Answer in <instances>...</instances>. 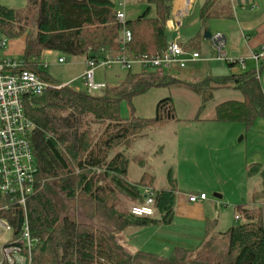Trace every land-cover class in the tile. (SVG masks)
I'll return each mask as SVG.
<instances>
[{
	"label": "trees",
	"instance_id": "trees-1",
	"mask_svg": "<svg viewBox=\"0 0 264 264\" xmlns=\"http://www.w3.org/2000/svg\"><path fill=\"white\" fill-rule=\"evenodd\" d=\"M139 1L145 4V9L134 18H125L123 25L115 19L119 9L114 0H27L25 7L17 9L0 5V36L9 39L24 36L22 69L35 72L55 85L58 82L42 67L45 51L96 60L105 54L116 58L123 53L134 57L164 51L170 42L166 22L170 18L171 0ZM218 1L205 0L200 7L201 27L212 18L228 16L218 9ZM123 28L131 36L124 47L117 42ZM30 29L34 30L33 38L28 37ZM202 36L200 30L197 36L180 44L186 50L200 52L198 40ZM263 62L260 60L257 67L261 68ZM226 65L230 67L232 63ZM124 71L121 82L114 85L105 82V88L98 93L66 84L50 87L41 96L30 97L25 104L26 116L33 125L30 140L38 189L27 198L25 214L8 197L0 196V219L9 224L13 238L19 237L26 219L30 236L35 240L30 264H264V168L259 163L247 168V175L259 174L261 180L256 203L252 208L237 204L239 219L235 221L239 222L223 233H213L214 224L207 222L204 239L192 261L188 259L193 249L174 246L167 257H162L143 250L131 252L117 240L121 232L129 237L133 234L131 230L170 223L176 191L172 168L166 171L167 189L155 187L154 177L147 172L135 182L128 181L125 155L128 142L121 151V148L114 150L121 141L140 135L145 127H161L178 120L170 98L156 104L153 118L124 119L119 114L121 100L161 86L162 80L171 77L169 71ZM187 88L200 97L198 114L215 90L231 88L240 92L241 99L215 104L212 121L241 123L249 130L256 120H264V91L255 68L222 76L206 74L190 82ZM94 123L102 128L96 141L90 131ZM111 151L113 154L109 156ZM144 187L153 191L158 216L136 217L129 212H117V192L136 203L142 201ZM59 193L67 199L77 193L82 212L91 221L79 223L70 218L58 201ZM217 243L221 247L218 251ZM0 264L7 262L3 260Z\"/></svg>",
	"mask_w": 264,
	"mask_h": 264
},
{
	"label": "rangeland",
	"instance_id": "rangeland-1",
	"mask_svg": "<svg viewBox=\"0 0 264 264\" xmlns=\"http://www.w3.org/2000/svg\"><path fill=\"white\" fill-rule=\"evenodd\" d=\"M114 1L116 7L119 10L124 9L126 16L130 19L145 9V4L141 5L139 0ZM26 4L27 0H0V5L8 8H23ZM222 4L225 6L224 0ZM221 10L226 12L227 6ZM188 35V32H181L182 39H186ZM28 37H34L33 29H30ZM172 38L173 35L170 33L169 39ZM0 40H3V46L0 47V60L18 59L22 56L24 36L11 39L0 36ZM230 48V41H227L223 50L230 51ZM58 56L57 52L45 51L42 67L45 64L44 69L56 82L83 89L81 78H79V74L85 68L82 57L64 56L65 62L60 64L57 62ZM218 62L221 63L216 67L217 74L242 71L238 62L232 63L231 67L223 64L227 62ZM252 62L253 60L247 59L245 69L256 68L254 63L250 65ZM188 67L190 65L183 69L173 67L172 70L175 73L170 78L162 80L161 86L151 87L143 94L119 102V114L124 119L131 116L153 118L156 104L162 99L170 98L178 120L161 127H145L140 131V135L121 141L114 150L121 148V151L127 142L126 147L141 138L137 145L133 144L128 147V151L124 150L129 164L126 176L128 181H137L140 174L147 170L155 174L154 180L158 188H166L169 187V182L165 171L173 168L176 182L173 203L178 207V212L173 213L170 223L146 225L138 231L131 230L133 233L137 232L129 238L125 236V232H121L117 240L122 244L126 239L125 245L127 244L131 249L149 251L162 257H167L174 246L193 249L192 257L188 259L190 262L204 239V225L207 220L214 224V232L225 231L231 224L239 222L233 218L235 214H238L234 209L235 205L245 203L249 204L247 207L252 208V204L256 203L254 200L259 196L257 191L262 189L259 174L248 176L243 169V160L236 163L233 157H236V152L239 151L245 157L246 166L259 163L264 168V120H256L249 130H246L241 123L212 121L215 104L230 99H241L240 92L231 88L215 90L212 99L207 101L204 109L198 114L200 97L187 86L190 82L198 81L206 76L203 73L205 67L199 71L200 74L205 75H198L199 78L194 80ZM97 72L108 85L121 82L126 73L117 65L110 68H98L95 76ZM104 73L106 76H103ZM95 80L97 81L96 77ZM195 117H198V120ZM136 122L140 121L136 120ZM101 129L98 123L90 125L91 136L96 137L95 141L100 137ZM200 140L201 144L198 143ZM211 140L212 147L204 144ZM112 154L111 151L109 156ZM189 193H203L206 198L201 203H188ZM214 194L220 195V198H216ZM58 199L63 209L69 212L70 218L79 223L91 221L83 214L77 193L72 199H67L64 194L59 193ZM115 202L117 212L127 214L135 200L117 192ZM154 214L158 216L156 212ZM9 237L7 233L0 235V249L1 244ZM217 245L219 246L215 248L216 251L221 249L220 244L217 243ZM0 259L1 263L5 260L1 253Z\"/></svg>",
	"mask_w": 264,
	"mask_h": 264
},
{
	"label": "built area",
	"instance_id": "built-area-1",
	"mask_svg": "<svg viewBox=\"0 0 264 264\" xmlns=\"http://www.w3.org/2000/svg\"><path fill=\"white\" fill-rule=\"evenodd\" d=\"M115 19L124 24L123 10L115 12ZM130 32L123 28L117 37V42L124 47L130 41ZM210 47L214 52L212 57H205L198 51L186 50L178 38L168 43L167 48L155 55H137L134 57L121 54L110 58L105 54L101 59L86 57L85 68L81 74L82 87L89 93H98L105 88L104 81L95 80L98 68H110L117 65L122 70H132L135 66L141 73L150 70L170 71L173 67L186 68L187 65L215 60L227 63L238 62L241 68L242 59H230L223 50L225 38L221 33L209 37ZM3 40H0V47ZM256 65L264 60V48L253 54ZM57 62L62 64L65 58L61 56ZM45 67V64L43 65ZM257 67V66H256ZM66 84H50L40 78L35 72L22 69V60H0V196H6L18 205L25 214L26 200L38 189L37 168L32 152L31 130L32 123L25 113V104L30 97L41 96L50 87L60 88ZM100 169H96L99 172ZM100 184V183H99ZM205 194L188 195L189 202L204 200ZM156 211L153 191L150 187L142 189V201L132 204L129 213L136 217H153ZM239 216L234 215V220ZM7 233L9 245L1 244L0 253L7 264H30L31 249L35 242L30 236L27 221L23 222L21 234L13 238L9 224L0 219V235ZM7 240V241H8Z\"/></svg>",
	"mask_w": 264,
	"mask_h": 264
},
{
	"label": "crops",
	"instance_id": "crops-1",
	"mask_svg": "<svg viewBox=\"0 0 264 264\" xmlns=\"http://www.w3.org/2000/svg\"><path fill=\"white\" fill-rule=\"evenodd\" d=\"M204 1L205 0H171L170 18L166 22V26H167L168 30L173 35V38L171 40H173L174 38L177 37L180 42L185 43L189 39H191L192 37L197 36L198 33L200 32V30H201V32H204V30H207L208 32H210L211 35H213L215 33H221L225 38V44L227 41H230V44H231L230 51L225 50L226 56L229 57L230 59H233V60L242 59L244 68H242L241 70H246L245 69V66H246L245 61L247 59L253 60V62L250 65H252L253 63L256 65V62L253 58V54L260 52L264 48V0H224V2H225L224 5L227 6V10H225V11H226L228 16L227 17L212 18L206 22L205 27L203 28V27H201V23H200V19H199V10H200V7L202 6V4L204 3ZM218 2H219L218 3V6H219L218 9L219 10H221L223 7H225L222 4V0H219ZM141 5H143V4H141ZM123 12H124L125 18H128L126 16V12L124 11V9H123ZM181 32L182 33L188 32L189 33L188 37L186 39H182ZM24 43H25V40H24ZM198 43H199V46L201 48L200 53L202 54V56L212 57L213 53H212V50L210 47L209 39H205L202 36V40L199 39ZM190 51H195V50H190ZM60 57L61 56H58V58H60ZM81 57H82V63L85 65L86 57H84V56H81ZM18 59H20V58H18ZM220 63L221 62L214 61V60L213 61H209V60L208 61H202V62L190 64V67H188V70H190V74L192 75L193 80H194V78H199L198 75H202V74H200L199 71L203 67H205V72H203L205 74H211L212 76L227 75L228 73L217 74L215 72L217 69L216 67H218V65H220ZM223 64L226 65V63H223ZM43 68H45V67L43 66ZM134 69H135L134 72H136V73L139 72L138 71L139 69L136 66ZM255 71L258 74V80H259L260 85L264 91V62H263V65L261 66V68L256 67ZM82 73H83V71L79 74V78H81ZM173 73H175L174 70H170L168 72V74L170 76ZM103 76H106V73H104ZM95 77H96L97 81H104L99 72H97V75ZM115 77H116V73H115ZM58 84H67V83H58ZM139 139H141V138H138L137 140H135V142H133L131 145H133V144L137 145ZM198 143L201 144V140ZM208 143L204 142V144H206L210 147L213 146L212 140H211V142H208ZM131 145H129V146H131ZM128 147H127L126 151H128ZM204 148L205 147H203V149ZM233 159H236V163H239V162H241V160H243V164H244L243 169L245 170V172L247 174L248 165L247 166L245 165V157H243L241 155V153L238 151V152H236V157H233ZM127 170H128V167H127ZM172 171L174 172L173 168H172ZM144 172H147V170L143 171L142 173H144ZM142 173L140 174V176L142 175ZM147 173L151 174L154 178L156 177L153 172L149 171ZM175 174H176V169H175ZM126 175H127V173H126ZM155 182H156V180H154L153 184L155 185V187H157ZM167 188L168 187H166L164 189H167ZM158 189H160V188H158ZM257 192L259 193L260 191L258 190ZM199 194H201V193H199ZM199 194L189 193V195H199ZM214 196L216 198H220V197H218V196H220L218 194H214ZM204 200H200V201H196V202H189L187 200V202L188 203H201ZM241 204H244L246 207L249 206V204H245V203H241ZM234 209H235V207H234ZM176 212H178V207L174 204L173 208H172V215H173V213H176ZM233 218H234V216H233ZM207 222H211V221L207 220L205 222V224ZM204 228H205V225H204ZM137 231H135L133 234H135ZM225 231L214 232V228H212L213 233H223ZM132 235H130V236H132ZM123 243L125 245L126 239ZM125 246L131 252H136V251L141 250V249H131L129 246H127V244ZM146 252H149V251H146ZM150 253H152V252H150ZM158 256H160V255H158Z\"/></svg>",
	"mask_w": 264,
	"mask_h": 264
},
{
	"label": "water",
	"instance_id": "water-1",
	"mask_svg": "<svg viewBox=\"0 0 264 264\" xmlns=\"http://www.w3.org/2000/svg\"><path fill=\"white\" fill-rule=\"evenodd\" d=\"M210 36H211L210 32H208L207 30H204V32H203V37H204L205 39H209ZM218 197H220V196H218Z\"/></svg>",
	"mask_w": 264,
	"mask_h": 264
}]
</instances>
